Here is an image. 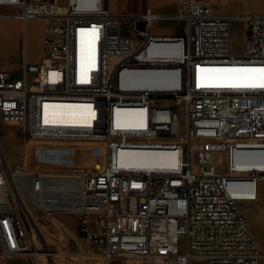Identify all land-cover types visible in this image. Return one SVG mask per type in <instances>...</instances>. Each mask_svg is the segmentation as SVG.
<instances>
[{"label": "built area", "instance_id": "built-area-1", "mask_svg": "<svg viewBox=\"0 0 264 264\" xmlns=\"http://www.w3.org/2000/svg\"><path fill=\"white\" fill-rule=\"evenodd\" d=\"M111 1L0 0L12 11L6 19L43 22L44 45L37 62L24 49L20 78L0 70V116L23 128L30 147L14 167L0 151V255L55 264L53 247L70 248L71 239L75 254L104 264H264L239 208L259 200L264 182V89L216 86L235 74L216 73L223 82L212 83L213 72L199 71L264 67V13L222 14L199 0H177L172 15L152 0L113 12ZM236 19L245 25L241 56L232 53ZM170 21L184 34L155 31ZM83 32L90 50L79 63ZM135 76L152 82L133 84ZM63 103H78L82 121L56 119ZM24 198L59 233L46 234L29 213L33 228Z\"/></svg>", "mask_w": 264, "mask_h": 264}, {"label": "rangeland", "instance_id": "rangeland-1", "mask_svg": "<svg viewBox=\"0 0 264 264\" xmlns=\"http://www.w3.org/2000/svg\"><path fill=\"white\" fill-rule=\"evenodd\" d=\"M113 12H137L144 8L143 0H113L111 1ZM154 5H159L160 12L173 11L174 4L166 5L163 0H155ZM219 10L229 13L244 14L246 12H264V0H219ZM12 11L0 8V15L8 16ZM185 29L183 23L178 21L164 22L157 25L156 32H172L183 31ZM245 25L239 19L233 20L231 26L232 53L234 55L245 54L244 43ZM124 34H132V31L126 26L122 29ZM27 58L31 62H37L43 56V22L40 20H30L26 25L12 19H0V69L8 72H14L13 79L21 77L19 69L22 66L25 50ZM182 130H185L184 115H182ZM0 142L2 144L3 155L10 162L11 166L21 164L25 160V154H29V143L23 128L19 124L7 123L0 116ZM260 198L257 202H240L239 208L244 214L253 233L264 249V182L259 183ZM24 205L29 213L35 218L40 228L46 234H57L59 228L52 223L48 217L41 211L36 209L33 204L26 198L23 199ZM24 210V209H23ZM27 215L26 211L24 210ZM28 217V215H27ZM62 222L66 223L74 232H76L75 218L64 215L58 217ZM31 221V220H30ZM33 228H36L33 222H30ZM28 229L31 230L29 223ZM37 229V228H36ZM33 232H31L32 234ZM55 239L63 243V237L55 236ZM59 238V239H58ZM51 241V240H50ZM70 248L55 246V264H104L100 260L93 258L82 259L80 254H75L78 249L75 243L70 239ZM181 251L186 249V239H181ZM34 247L37 251L42 248L35 241ZM90 251H93L91 248ZM80 258H79V257ZM37 260L40 264H50L43 256H38ZM30 256H15L7 261V264H31ZM6 262L0 255V264ZM52 264V263H51ZM111 264H147L141 259L116 258ZM193 264H204L202 261H195Z\"/></svg>", "mask_w": 264, "mask_h": 264}, {"label": "bare ground", "instance_id": "bare-ground-1", "mask_svg": "<svg viewBox=\"0 0 264 264\" xmlns=\"http://www.w3.org/2000/svg\"><path fill=\"white\" fill-rule=\"evenodd\" d=\"M80 3H83L84 0H78ZM96 1V0H95ZM9 16H4V15H0V19L2 18H7ZM90 50V38H89V33L87 32H83L79 35L78 37V57H79V63H81L83 61V59L86 57V55L88 54ZM212 69H219V67H214ZM216 72H213V76L210 78V81L212 83H221L223 82L222 80H220L221 78L219 77H215ZM158 80V79H157ZM132 83L136 84V85H140L142 83H148V82H152L150 81V79L146 78V77H140V76H135L132 78ZM231 82H235L234 80H228L225 83H231ZM62 109L60 110L59 114L57 115L56 119L61 120V121H65V122H73V123H79L82 120L77 116V108L78 103H63L62 104ZM0 151L3 152L2 149V144L0 142ZM129 158V157H128ZM159 155H146V156H138V155H134L131 156L129 159H131L133 162L136 163H144V164H154V163H159L160 161H162ZM23 209L26 211L28 218L31 220V222H33L34 226L38 228V226L34 223L32 217L30 216L29 212L27 211L24 203H22ZM45 248V246H44Z\"/></svg>", "mask_w": 264, "mask_h": 264}, {"label": "snow or ice", "instance_id": "snow-or-ice-1", "mask_svg": "<svg viewBox=\"0 0 264 264\" xmlns=\"http://www.w3.org/2000/svg\"><path fill=\"white\" fill-rule=\"evenodd\" d=\"M201 72H216L235 74L224 77L235 82L220 84V87L261 88L264 89V67L261 68H228V69H199Z\"/></svg>", "mask_w": 264, "mask_h": 264}, {"label": "crops", "instance_id": "crops-1", "mask_svg": "<svg viewBox=\"0 0 264 264\" xmlns=\"http://www.w3.org/2000/svg\"><path fill=\"white\" fill-rule=\"evenodd\" d=\"M154 1L155 0H152L151 3H152V7L155 11L159 12V13H162V14H169V15H172V14H175L176 11H177V0H163L164 1V4L166 5H171V4H174V8H173V11L171 12H160V8H159V5H154ZM201 2H206V3H209L214 9L215 11H217L218 13H222V14H231V15H245V14H250V13H259V12H246L244 14H237V13H229V12H223V11H220L219 10V0H199ZM264 13V12H262ZM179 22V21H178ZM182 24V23H181ZM185 32V29L183 31H178L176 33H172V32H163V33H168V34H172V35H182L184 34ZM1 70V69H0ZM7 264V262L5 263Z\"/></svg>", "mask_w": 264, "mask_h": 264}]
</instances>
